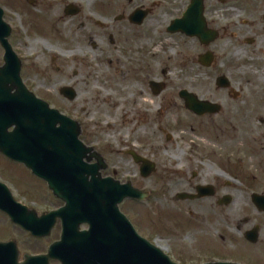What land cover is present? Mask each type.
<instances>
[{"label":"flooded vegetation","instance_id":"obj_1","mask_svg":"<svg viewBox=\"0 0 264 264\" xmlns=\"http://www.w3.org/2000/svg\"><path fill=\"white\" fill-rule=\"evenodd\" d=\"M0 15L13 51L7 62L0 41L3 89L11 96L28 91L44 101L42 90L59 92L69 112L46 102L79 124L80 140L108 166L102 177L144 196L120 206L141 238L165 251L161 245L182 237L176 229L184 230L187 244L191 240L187 264H264V0H0ZM183 18L187 32H170ZM22 31H57L58 51L31 58ZM197 31L200 37L191 36ZM175 38L183 43L179 59L168 55L165 43ZM38 62L50 66L44 76L51 72L54 82L34 81ZM172 62L179 64L176 73ZM97 66L104 74L98 82L105 88L107 127L131 135L120 141L124 167H113L112 174L91 132L98 125L89 123V108L80 116L79 95L60 86L84 79L91 92ZM65 89L74 90L73 101L62 94ZM0 156L45 185L43 210L11 192L38 218L47 216L45 236L36 238L0 211V243L16 244L20 262L47 257L64 238L63 220L49 214L65 203L23 164ZM46 264L62 263L50 258Z\"/></svg>","mask_w":264,"mask_h":264},{"label":"water","instance_id":"obj_2","mask_svg":"<svg viewBox=\"0 0 264 264\" xmlns=\"http://www.w3.org/2000/svg\"><path fill=\"white\" fill-rule=\"evenodd\" d=\"M3 31L0 28V41L9 62L13 51L5 39L8 33ZM170 32L185 34V18L173 23ZM190 34L200 37L199 31ZM15 84L21 85L18 76ZM3 86L7 85L0 81V152L45 180L65 207L49 214L52 220H63L64 238L47 257L26 256L20 263L16 244L0 243V264H46L50 258L62 264H177L141 238L121 213L124 200H144V196L131 185L103 179L101 172L108 168L105 160L80 141L79 124L34 94L26 91L24 95L11 96ZM62 94L71 101L76 97L72 89H65ZM182 96L193 100L187 92ZM11 127L14 130L8 132ZM93 160L96 164L90 165ZM0 211L34 237L45 236L42 221L47 216L38 218L35 212L18 204L2 183ZM84 224L89 230H80Z\"/></svg>","mask_w":264,"mask_h":264},{"label":"rangeland","instance_id":"obj_3","mask_svg":"<svg viewBox=\"0 0 264 264\" xmlns=\"http://www.w3.org/2000/svg\"><path fill=\"white\" fill-rule=\"evenodd\" d=\"M26 36V42L31 45V49L27 51L31 58L37 57V54H41L42 52H56L58 51L57 45H55L54 40L58 36L57 31H22ZM52 32V33H51ZM161 40L164 41L163 37H160ZM166 46L169 48L168 55L172 58L179 59V54L182 53V39L175 38L174 40L166 41ZM176 48V49H175ZM176 51V53H175ZM191 53V51L189 52ZM32 55V56H31ZM172 68H174V72H178L179 64L174 67V62L171 63ZM49 65L38 62L36 67L33 68V77L34 81L39 82L40 79H46L47 82H54V76L52 77L51 72L48 73L47 78L44 76V72ZM190 68L196 70L197 67L192 65ZM96 80L90 79V81H94L91 83L90 89L91 92L88 93V88L86 87V82L80 79V85L75 86V81L73 79H68L64 81L60 86H70L72 89L76 91L79 95V100L75 103L78 106V110L80 116L82 115L81 109L86 107L89 108V123L94 124V121L97 123L98 127L91 130L93 136L99 141L100 146L96 145L97 148H100L103 152V155L106 158L107 162L110 164V174H112L113 167L116 169H120V167H124L123 158L120 155V141H128L131 135H128L127 132H121L119 130H111L107 127V123L109 121L108 118V107L105 104L106 96H105V88L102 83H99L98 80L103 82V68L97 66V71L95 73ZM40 76V77H38ZM187 85V82L185 83ZM58 86V87H60ZM56 89L52 92H47L46 90H42L39 95H41L52 107L58 108L62 106L67 112L70 110L69 103L65 101L58 93H55ZM87 101L91 102L87 104ZM91 132L86 131V140L88 143L90 142ZM132 134V133H131ZM130 168V166H126ZM0 182L5 183L14 193L15 198L25 204L30 206H35V208L39 210H43L46 207L45 199L40 194V190L45 189V185L41 184L37 179L31 176L30 173L26 171L25 168L16 165L7 159L0 156ZM183 232V233H181ZM186 231L176 229V234H181L182 237L174 239L172 243H168V245H161L164 248V252L170 254L173 258V261L180 264H187V237ZM4 236H8L5 234H1ZM188 242V243H189ZM225 247V245H224ZM227 247V246H226ZM225 258H228L229 255L226 253V248L222 251ZM231 255V254H230ZM229 255V256H230Z\"/></svg>","mask_w":264,"mask_h":264}]
</instances>
